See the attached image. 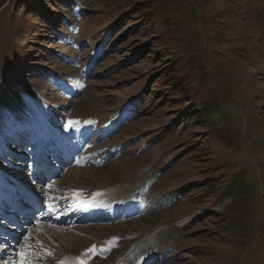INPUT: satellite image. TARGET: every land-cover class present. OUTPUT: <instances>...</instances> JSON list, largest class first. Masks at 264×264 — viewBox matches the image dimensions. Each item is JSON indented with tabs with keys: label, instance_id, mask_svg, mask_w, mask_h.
<instances>
[{
	"label": "rangeland",
	"instance_id": "rangeland-1",
	"mask_svg": "<svg viewBox=\"0 0 264 264\" xmlns=\"http://www.w3.org/2000/svg\"><path fill=\"white\" fill-rule=\"evenodd\" d=\"M0 173L53 206L0 264H264V0H0Z\"/></svg>",
	"mask_w": 264,
	"mask_h": 264
},
{
	"label": "bare ground",
	"instance_id": "bare-ground-1",
	"mask_svg": "<svg viewBox=\"0 0 264 264\" xmlns=\"http://www.w3.org/2000/svg\"><path fill=\"white\" fill-rule=\"evenodd\" d=\"M84 128H82L81 130L82 131H85V130H83ZM78 130V129H77ZM75 131V130H74ZM75 132H79V135H80V133L82 134V132L81 131H75ZM84 133V132H83ZM76 136H78V135H76ZM88 137L86 138V140L85 141H82L81 143H79V140H78V138H76L75 136H74V138H75V142H77L76 143V145H75V148H83V147H87L86 145H88L89 144V140L91 139V136H90V134L89 135H87ZM65 139H67V136H64V139H63V141L64 142H66V140ZM82 140V139H81ZM84 157V156H83ZM81 159H83V158H81ZM77 171V170H76ZM86 171V170H85ZM76 174H81V173H79V172H76ZM81 177V176H80ZM116 192V191H115ZM115 192H114V190L112 189V191H107V192H105V195H106V197H107V199H111L112 201H116V199H115ZM106 199V198H105ZM134 200V199H133ZM116 204H118V203H115L114 205H116ZM91 206H93V205H91ZM102 206V205H101ZM105 206H106V208H107V205L105 204ZM96 208H97V206H95ZM100 208V207H99ZM101 209L103 210V209H105V208H103V207H101ZM101 209H100V211H101ZM78 210V209H77ZM76 210V211H77ZM99 213V212H98ZM98 216V215H97ZM189 217V216H188ZM93 218V217H92ZM185 218V217H184ZM183 218V219H184ZM192 218V217H191ZM183 223H184V221H181V222H177L174 226L175 227H177L178 229L183 225ZM65 249V248H64ZM66 250V249H65ZM71 250H73V249H71ZM71 252V251H70ZM142 258V257H141ZM138 259V258H137ZM138 263V262H137ZM64 264H74L71 260H68V261H66Z\"/></svg>",
	"mask_w": 264,
	"mask_h": 264
},
{
	"label": "snow or ice",
	"instance_id": "snow-or-ice-1",
	"mask_svg": "<svg viewBox=\"0 0 264 264\" xmlns=\"http://www.w3.org/2000/svg\"><path fill=\"white\" fill-rule=\"evenodd\" d=\"M49 210H50V211L53 210V206H52V205H49ZM38 243H39V241H38ZM86 251H91V249L86 250ZM24 259H25V261H26V260H27V257L25 256Z\"/></svg>",
	"mask_w": 264,
	"mask_h": 264
}]
</instances>
